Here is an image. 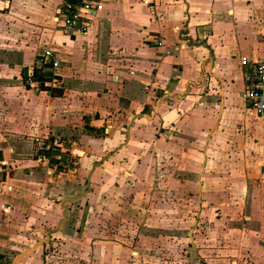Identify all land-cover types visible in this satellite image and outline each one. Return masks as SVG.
Listing matches in <instances>:
<instances>
[{
    "label": "crops",
    "instance_id": "0c3cea01",
    "mask_svg": "<svg viewBox=\"0 0 264 264\" xmlns=\"http://www.w3.org/2000/svg\"><path fill=\"white\" fill-rule=\"evenodd\" d=\"M60 2L0 0V38L4 30L28 36L11 37L9 43L0 39V106H11L6 118L0 117V157L5 162L0 183L13 189L15 183L30 180L25 193L37 196L28 202V215L39 218L37 230H45L43 225L53 229L62 217L70 221L71 206L81 204L95 188L107 190L110 195L103 199L119 209L132 205L149 190L152 170L180 167L177 160L168 164L160 157L171 153L179 158L175 139L200 155L213 153V139L220 137L219 154L226 162L236 159L244 172L243 212L249 223L259 220L264 238V181L259 180L264 120L250 113L241 77L242 58L264 61V0H101L84 37L53 35L43 27L36 36L28 32L29 37L18 30L53 22ZM46 49L59 57L56 69L49 60L43 62ZM36 56L40 58L33 63ZM23 68L26 79L35 81L33 87L56 97L36 101L23 86ZM26 111L31 113L28 122L22 120ZM150 122H156L157 132L142 129ZM230 127L234 145L228 143ZM54 137L65 139L63 148L85 153L72 174H57L44 165L46 157H53L46 145ZM169 142L171 147L164 150ZM151 154L162 161L151 162ZM82 183L89 194H80L71 204L77 199L68 196L80 192ZM47 195L52 209L37 208ZM204 196L208 200L210 195ZM246 227L239 258L244 264H264V241L246 246ZM63 230L59 223L55 234ZM158 234L153 237L157 241Z\"/></svg>",
    "mask_w": 264,
    "mask_h": 264
},
{
    "label": "rangeland",
    "instance_id": "374dc122",
    "mask_svg": "<svg viewBox=\"0 0 264 264\" xmlns=\"http://www.w3.org/2000/svg\"><path fill=\"white\" fill-rule=\"evenodd\" d=\"M52 21L46 25L19 27L18 30L35 36L41 33L39 29L42 27L49 28L53 35L63 33L55 17ZM1 32L4 38L0 39H5L4 43H9L11 37H28L13 30ZM38 58L40 56H36L33 63ZM33 63L25 64V67ZM26 68L20 72L23 86L31 89L36 101L48 102L56 97L45 93L42 88L26 84ZM9 108L11 106H0V117L9 113ZM45 111L50 112L48 107ZM23 115L22 120L28 122L30 111ZM155 124L146 123L141 128L155 133L158 131ZM173 132L168 138L171 143ZM227 132L228 143L234 145L236 138H232L231 127ZM1 133L8 136L6 130H1ZM25 137H29L27 133ZM61 140L65 143L63 137ZM12 141L5 142L9 144ZM213 141V153L197 155L184 149V145L175 139L181 150L179 158L172 157L171 153L160 157L168 164L177 160L180 167L152 170L147 193L123 209L103 199L110 195L107 190L103 193L95 188L87 196L88 186L82 183L80 192L73 191L68 200L77 199L80 194L87 197L81 204L77 203L79 198L71 200V204L77 203L71 206L73 217L70 221L63 220V217L57 220L55 229L43 225L46 229L38 231L39 218H29L28 202L33 203L37 196L25 193L29 191L26 188L30 187L29 179L28 184L25 181L15 183L13 189L0 183V264H244L245 259L239 258L237 251L245 226L244 243L250 248L264 241L261 236L263 228L255 217L249 223L243 212L240 185L245 179L243 170L236 166L238 161L226 162L219 154L220 137ZM171 143H165L163 149H169ZM60 148L61 152L51 150L53 157L51 160L46 157L44 165L57 174H72L79 157L85 153ZM148 159L151 162L162 161L155 154L149 155ZM207 159L209 166L205 169ZM204 193L210 195L208 200H205ZM47 199L37 208L47 209L51 205L48 209H52L53 201L48 195ZM59 223L64 226L63 233L55 234ZM156 232L160 237L158 241L153 238Z\"/></svg>",
    "mask_w": 264,
    "mask_h": 264
},
{
    "label": "built area",
    "instance_id": "2783aa9c",
    "mask_svg": "<svg viewBox=\"0 0 264 264\" xmlns=\"http://www.w3.org/2000/svg\"><path fill=\"white\" fill-rule=\"evenodd\" d=\"M101 0H61L58 5L55 22L69 37H84L88 34L100 9ZM159 45H162L159 42ZM47 60L52 63L54 69L60 64V59L55 53L46 49L43 62ZM242 79L244 89L242 97L252 115L264 120V61L251 62L246 58L241 59ZM26 82L32 85L35 81L28 76ZM52 143L46 145V149L52 152L62 151L61 137H54ZM58 146V148H55ZM60 146V147H59ZM0 157V171L4 165ZM264 181V164L259 176Z\"/></svg>",
    "mask_w": 264,
    "mask_h": 264
},
{
    "label": "trees",
    "instance_id": "16d2710c",
    "mask_svg": "<svg viewBox=\"0 0 264 264\" xmlns=\"http://www.w3.org/2000/svg\"><path fill=\"white\" fill-rule=\"evenodd\" d=\"M34 76H35V78L38 79L39 81L42 79V78L39 77V75H38L37 73H36Z\"/></svg>",
    "mask_w": 264,
    "mask_h": 264
}]
</instances>
